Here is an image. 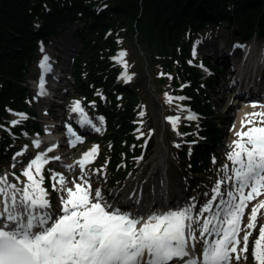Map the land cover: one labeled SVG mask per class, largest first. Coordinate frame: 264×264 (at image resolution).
<instances>
[{"label":"snow or ice","instance_id":"6c2138e0","mask_svg":"<svg viewBox=\"0 0 264 264\" xmlns=\"http://www.w3.org/2000/svg\"><path fill=\"white\" fill-rule=\"evenodd\" d=\"M119 55L122 58L126 53ZM48 60L44 56L41 63L46 71L51 70ZM119 62L126 70L127 64L122 59ZM122 78L131 79L126 71ZM40 89L41 95L46 94L43 79ZM167 99L171 103L172 98ZM249 106L264 109V104ZM72 111L83 116L78 101ZM99 119L103 124V117ZM187 119L197 117L189 114ZM179 120V117L169 118L174 131ZM84 123L91 122L85 119ZM93 127L97 132L101 130ZM232 130L235 131V126ZM68 133L76 142H82L71 127ZM235 135L232 150L226 154L229 164L219 170L211 194L204 193L207 199L199 208L197 198L192 197V202L183 207L162 205L147 216L114 207L101 189H93L85 166L99 154V146L76 162L80 175L75 179L67 180L60 173H50L47 177L61 203L54 212L44 186V169L50 159L59 161L61 157L36 155L22 169L24 181L16 177V183H12L7 176L0 177V264H241L247 261L249 239L257 227L258 216H264L261 211L264 200H260L251 208L247 224H243L249 203L264 195V111L247 114ZM70 144L75 146L72 141ZM35 147H40L39 141ZM53 151V147L47 149L48 153ZM67 167L74 169L73 165ZM251 256L253 264H264V225L259 227Z\"/></svg>","mask_w":264,"mask_h":264},{"label":"rangeland","instance_id":"374dc122","mask_svg":"<svg viewBox=\"0 0 264 264\" xmlns=\"http://www.w3.org/2000/svg\"><path fill=\"white\" fill-rule=\"evenodd\" d=\"M105 9L106 8L100 7L97 12ZM67 14H69V12H66L65 15ZM86 27L87 23L84 24V22L78 20L64 27L60 26L55 37H50L48 45H44V41L40 42V50L38 49L39 51L37 53L38 58L36 60H31V64L25 75V81L23 82L27 94L26 96H28V102H26L29 111L27 113L30 114L28 120L30 119L38 123L41 133L46 125L60 123L61 126V124L65 123L69 118L73 117L71 111L75 102L78 101L80 106H84L90 101L81 94L80 86L77 83V75L81 74L83 77H87V80H84L81 85L83 87L88 86L90 90V84L87 83L88 80H90V76L91 78L92 75L101 77L105 76L106 73H110L108 76L113 79L116 78V82L121 84L123 88L134 87L138 91L137 101L134 106L135 123L132 129H130V135H132L134 139L133 143H131L132 139L129 135L123 136L121 142L122 147L116 144L115 149L119 148L122 150L123 148H128L131 150V148L134 147V142L137 140L141 144L139 146L141 152L143 151L145 155H142L141 159L139 156L140 153L136 152L132 158V161L136 165V169L124 181L119 182L113 189L109 188V190L108 187L112 184L113 174L108 169V163L105 158L110 156L112 152L111 146L113 142L115 143L116 139H113V142L109 140L107 142L91 143L92 140L96 138H103L107 130L105 123L101 124L99 118L102 117V115L98 112V115L93 118V122L95 126L98 125L100 127L103 125L102 128L100 127L101 130L97 132L92 129L91 132H93V134L86 135L82 142H77L74 147L64 148L61 151L62 163H51L48 171L49 174L45 173V185L47 188H50L48 190L50 191L49 199L52 201V210L57 212L61 207V203L59 194L52 191L51 183L47 177L50 173H60L63 174L67 180L75 179L80 175L79 167L76 165V162L82 159L83 155L87 153L93 145L97 144L100 147L101 155L99 154L95 157L93 163L95 164L96 162V165L92 166V164L88 163L85 166V170L91 175L93 189L99 188L103 193L110 192L112 196L113 193L121 191L120 188L126 186L131 180L137 182L135 186L137 187L141 179L142 182L140 185L142 188L139 194H142L146 202L152 203L155 194L159 193L157 190H160L158 189V187H160L158 185L162 183L160 178L164 177V181L167 182L166 185L170 192L173 190L175 195H180L185 202L192 197H196L197 208H199L207 199L204 193L209 192V194H211V189L219 178V170L223 165L229 164V161L226 159V154L232 150L233 141L237 139L235 131L232 129L236 124L237 112L240 111L243 104H241V102L238 104L236 99H232V91L227 92L225 89H222L218 83H224L222 85L225 86L230 85L231 79L229 76L232 74L230 66L232 64L230 63L231 59L233 62L239 61L246 51V48H244L246 43L243 42L245 39L241 34L240 28L237 24L230 23H224L222 26L207 24L192 34L194 38L190 45V55L186 56V54L181 53L182 49L178 48L180 56L179 60H176L175 57H172L173 55L170 52H163L156 48L155 45L151 48L150 46L153 43H150V45L147 41L142 43L137 29L133 26L134 31H118L117 38H115L114 33L108 32V37L116 39L114 45L117 49L114 51L106 49L101 52V60L97 61L93 57L90 58L85 56L81 61H76V59H79L80 53L83 51L84 47V43L78 39V35L82 30H85ZM63 28H66V30H62ZM219 37H223L226 40L225 50L217 43ZM257 38L259 39V37L255 35L254 38L250 40L252 43L254 42L252 47L256 46L258 53L260 52L264 57V45H260L261 41L255 44L257 43ZM187 40L188 39L184 40L185 44H188L189 40ZM145 46L152 50H150V52L145 51ZM156 46H158L157 42ZM194 49L196 53L195 56L193 55ZM213 50H215V52H212ZM156 51L162 52L164 56L155 55L154 53ZM121 52L126 53L122 58L119 55ZM46 53L50 54L52 57L55 55L56 58L61 59L62 61L60 64L65 66L66 69L65 79L61 84L68 89L64 91V93L61 92V101L59 105L54 104L50 106V101L37 99L35 91H31V87H35V85L30 82L33 80V76L38 77V64L41 63V55ZM67 53L71 55L66 56ZM217 53H221L223 55L222 59L227 60V62L229 61V64L226 63V65H222L214 63L216 62L215 57L219 56ZM207 54L213 55V57L205 56ZM152 55L153 57H151ZM227 55L229 57H227ZM56 58L53 57L54 64H57L55 61L57 60ZM121 59L128 66L126 70L123 64L119 62ZM183 60H186L189 65H195L197 64L196 62H199L201 66L204 65L205 62H210V65L212 64L216 67V72L213 73L212 79L209 81L202 78L204 77L200 70L202 67H197L200 72L199 84L201 89L206 93L205 95L210 97L206 103L210 104L214 113L213 115L205 116L206 114L204 112L192 108L194 107L192 106L193 98L191 94L190 96L186 93L185 84L189 82L188 87H190L191 85L193 86V82L191 79H184L188 74L185 75L181 67L182 62L180 61ZM251 60H255L254 54ZM76 64L79 67V71L75 70ZM168 64L171 66L170 68L165 66ZM93 67L95 72H93ZM177 67H180L179 70H177ZM125 71L127 76L131 77L130 80L122 78L125 75ZM104 78L108 80L106 76ZM104 92H106L105 88ZM98 94L101 95L102 91L98 92ZM168 97L172 98L171 103L168 102ZM178 97H184L185 99L180 100L177 99ZM93 99L95 100L96 98L94 97ZM119 99H122V107H124V96L120 95ZM96 107L97 106L94 105L92 106L93 112L97 110ZM31 109L36 113V116L30 112ZM258 109L259 108L250 112L253 113L258 111ZM189 114H194L197 117V119L193 120L195 124L191 127L185 125ZM27 116L29 115L26 114L25 117ZM175 117H179L180 120L174 131L172 124L169 122V118ZM207 118H210L209 120L213 121L218 129L219 137L216 144L217 148H215L214 154H210L207 168L204 167L205 169L203 171L194 174V171L190 169L191 167L187 163L189 158L186 160L182 159L180 154L181 152H185L182 150L183 145L186 143L185 128H191L190 132L193 135V142L198 144L201 142V135H204L206 131L204 121L207 120ZM18 119L17 115L14 116V113L11 112H9L7 116L0 117V131L6 130L8 133V135H6L3 134V131L0 132V177H9L12 183H16V177H19L21 181L25 180V177L21 174L22 169L35 158V154L38 152L31 142V139H36L37 137L29 136L21 131L22 128H27L24 123L29 121L24 119L23 122L20 121L22 124L14 127L16 124L20 123ZM115 128L119 130L118 125H115ZM177 133L180 134L178 135ZM4 138L7 140H4ZM176 144H179L180 147H175L174 145ZM9 145H11V148L14 150L17 149L12 155L8 152ZM194 145L195 144L187 145V150H190V153ZM17 153L23 154L16 156ZM14 157L15 159H13ZM213 159H215V163H213ZM13 164H15V167H13ZM69 165H73L74 169L70 170L67 167ZM124 166L125 164L123 163L122 167ZM155 168L157 169L156 174L154 172ZM47 184H49V186ZM19 186L22 187L23 185L21 184ZM131 190L132 189H130V191ZM170 199L173 200L174 196L172 195ZM260 200H264V195H261L256 200L249 203L243 224H247L251 208ZM261 211L264 212V210ZM261 225H264V216H258L257 227L249 239V248L253 246V242L258 236L259 227ZM241 235H243V232ZM247 256V261H241V264H253L250 249Z\"/></svg>","mask_w":264,"mask_h":264},{"label":"trees","instance_id":"16d2710c","mask_svg":"<svg viewBox=\"0 0 264 264\" xmlns=\"http://www.w3.org/2000/svg\"><path fill=\"white\" fill-rule=\"evenodd\" d=\"M98 7L106 9L98 13L95 10ZM66 12L69 14L65 15ZM75 20L87 23L86 29L80 33L84 47L76 61H81L85 56L101 60V52L117 49L114 45L116 39L108 37V32L114 33L117 38L118 31H134L133 26L142 43H153L151 48L155 45L179 60L178 48L182 49L181 53L189 56L194 38L192 34L207 24H237L245 39H250L255 34L264 36V0H0V117L7 116L9 110L28 111L23 82L31 60L38 58L40 42L44 41L47 45L50 37L58 33L60 22ZM186 39L189 40L188 44L184 42ZM145 47L147 52L152 50ZM154 54L164 56L160 51ZM180 62L184 74H188L184 79H191L193 82L190 87L189 82L185 84L186 93L193 98L192 108L204 112L205 116L213 115L210 104L206 103L210 97L205 95L199 84L197 64L189 65L186 60ZM165 66L171 67L169 64ZM75 70L79 71L77 64ZM109 74H105L108 80L105 76L92 75L87 83L90 84L89 87L102 86L106 89L109 105H103L109 124L106 138L116 139L111 163L114 170L121 158L120 153H130L128 148L115 149L116 144L122 147L123 136L129 135L134 140L130 129L135 123L134 106L138 91L134 87L123 88ZM77 78L81 94L93 97V89L89 90L88 86L81 85L87 77L79 74ZM119 94L124 95V107L118 101ZM30 112L34 114L32 110ZM209 119L204 121L206 131L200 137L201 142L193 146L191 165L196 171L207 167L210 154L217 148L219 132L215 123ZM24 125L28 129L39 130V124L35 121L29 120ZM115 125H118L119 130H116ZM27 128L22 129L28 130ZM185 129V140L193 141L191 128ZM187 148L186 143L183 145L185 152L181 153L183 157L188 152Z\"/></svg>","mask_w":264,"mask_h":264},{"label":"bare ground","instance_id":"6f19581e","mask_svg":"<svg viewBox=\"0 0 264 264\" xmlns=\"http://www.w3.org/2000/svg\"><path fill=\"white\" fill-rule=\"evenodd\" d=\"M212 52H215V50H213ZM239 54V53H238ZM48 56V55H47ZM237 56H239V55H237ZM49 57V56H48ZM218 57V56H217ZM42 63V62H41ZM49 63V62H48ZM34 82V81H33ZM68 88L67 87H65V89H64V91H66ZM44 90H47V91H50V87H48V88H45ZM254 103V102H253ZM251 103H247V104H243L242 105V108L240 109V111L239 112H237V119H236V124H235V132H236V130L237 131H239L240 130V128H241V121L242 120H244L245 119V117H246V115L247 114H250L251 112L250 111H254L255 109H253L252 107H250L249 105H250ZM258 111H264V109H258ZM248 112H250V113H248ZM46 129H47V131L46 132H44L43 134H42V139L41 140H39V143L40 144H43V143H45V142H49L48 143V145L50 144V142H53L54 140H53V138H52V134L53 133H51L50 132V130H48L49 128L48 127H46ZM68 138V141L66 142V144H65V149L67 148V146H71V144H70V141H72L73 143H76V141H75V139H73L72 137H67ZM36 142V141H35ZM35 142H34V144H35ZM46 144V143H45ZM42 153H45V151L43 150L42 151ZM53 156H58V154L57 153H54L53 152V154H50V158L51 157H53ZM154 172H155V174H156V172H157V169L155 168V170H154ZM8 178V180L10 181V179H9V177H7ZM163 179V180H162ZM160 180H161V182L162 183H160V185H158V186H160V187H158V189L160 188V190L161 189H163L164 188V186H165V184H167V182L166 181H164V177H161L160 178ZM141 179H140V182H139V184H138V186L137 187H135L136 186V181H129L128 183H127V185L126 186H124L122 189H121V191H117V192H115V193H113V195H112V199H114L115 198V200H119V197L120 196H122V195H124V194H132V192L133 191H135V193L136 194H138L139 192H140V189L142 188L141 187ZM164 182V183H163ZM130 189H132L131 191H130ZM169 191V189H167L166 187H165V191L166 192H163V193H167L168 191ZM181 196L179 195V196H177V197H175L174 198V200L172 201V203H175V201L176 200H179V199H181L180 198ZM117 202H119V201H117ZM138 203H139V205H140V201L138 200ZM111 204V203H110ZM138 205V206H139ZM186 205V203L185 204H181V205H179V207H183V206H185ZM120 207H122V206H120ZM129 209H127L128 211H130L131 210V208L130 207H128ZM159 208H161L160 207V205H157V206H155V207H153V209H150L149 211H148V213L146 214V211H144L142 214L143 215H145V216H147L149 213H151L153 210H156V209H159ZM124 210H126V209H124ZM133 212V211H132ZM133 213H137V212H133Z\"/></svg>","mask_w":264,"mask_h":264}]
</instances>
